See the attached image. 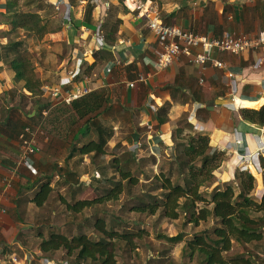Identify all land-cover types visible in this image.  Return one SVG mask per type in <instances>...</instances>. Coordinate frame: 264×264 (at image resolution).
I'll return each instance as SVG.
<instances>
[{"label": "crops", "instance_id": "obj_1", "mask_svg": "<svg viewBox=\"0 0 264 264\" xmlns=\"http://www.w3.org/2000/svg\"><path fill=\"white\" fill-rule=\"evenodd\" d=\"M66 1H52L57 7L62 8L61 3L64 4V18L75 44L69 69L65 59L58 66V86L68 84L71 72L76 75L85 67L87 72L80 85H88L90 92L98 95V102L104 96L107 104L118 105L127 113L121 122L131 128V134L127 137L131 144L137 146L145 141L149 144L150 152L157 156L160 153L158 146L162 143L165 146L162 150L172 156L174 141L171 136L173 130L182 127L179 119L184 116L185 122L192 124V129L183 127V135L185 132L206 135L212 149L225 152V160L217 169L219 181L222 177L227 181L233 177L235 169L245 168L261 182L264 153L257 154L256 150L264 147V126L245 120L240 113V104H258L257 107L247 108H259L264 103V47L246 49L240 53L211 50V58L221 61L232 76H228L224 68L214 66L212 61H207L204 67L194 63L191 60L194 53L202 51L199 45L190 46V54L182 52L166 67L157 68L154 65L159 49L157 40L146 27L145 16L141 15L138 8H130L127 5L130 0H127L125 12H116V17L121 21L113 35L115 41L105 45L103 52L92 55L91 44L95 31L89 27L86 31L81 29L85 27L81 23L83 1H79L76 6ZM94 1L92 26L95 28L96 19L105 14L104 1H108L110 7L118 2ZM1 2L0 8H3L1 5L4 6V3ZM146 2L153 11L159 13L160 16H157L163 23L177 25L199 35L221 36L230 33L258 36L264 31V0ZM80 46L84 47L83 51ZM105 51H108L106 55ZM13 77L14 72L0 60V228L6 233L16 228L11 223L12 213L17 212L23 203L21 201L36 206L29 201L30 195L36 188V181L46 177V169L53 166L51 162L55 160L61 164L60 155L53 154L58 136L52 133L43 136L42 128V134L38 136L40 151L20 163V132L26 125L42 127L50 120L58 122L62 119L61 107L71 106L61 101V97H51L46 86L43 92L38 90L41 87L36 88V94L21 86L15 88L19 83ZM130 83L133 86H129ZM72 84L76 83L72 81ZM13 89H16L17 95L12 92ZM62 89H72V85ZM10 94L15 100H11ZM20 94L27 100L21 103ZM35 114L36 118L31 120ZM159 118L164 121L159 123ZM245 161L248 163L245 164ZM33 174H39L38 178L33 177ZM42 175L45 176L39 178ZM55 177L59 178V175L55 174ZM26 186L29 189H23ZM87 188L91 190L90 186ZM27 194L29 196H24ZM92 195L91 190L89 195L79 199L92 198ZM12 243L25 252V257L30 255L18 240ZM16 261L20 263L24 260L21 258L18 261L16 258Z\"/></svg>", "mask_w": 264, "mask_h": 264}, {"label": "rangeland", "instance_id": "obj_2", "mask_svg": "<svg viewBox=\"0 0 264 264\" xmlns=\"http://www.w3.org/2000/svg\"><path fill=\"white\" fill-rule=\"evenodd\" d=\"M0 1L4 3L6 0ZM14 1L17 10L38 13L41 23H45L52 32L39 35L23 29L10 30V27L4 23L8 16L1 13L5 5H1L3 8H0V47L8 40H20L22 50L27 52L31 59L35 76L41 81V88L38 90L43 92L44 86H46V90L58 86V66L65 59L69 69L72 64L75 45L71 38V29H68V23L64 18V4L61 3V8L55 6L52 3L53 0ZM69 1L74 6L79 1H83V9H85L86 0ZM125 1L123 0L120 5L108 10L105 24H108L109 21H115L117 10H121L123 7L128 8ZM140 1L145 2V0ZM151 1L156 3L159 0ZM175 1L178 0H170V2ZM134 9L136 10L135 7ZM157 14L159 15V13ZM105 30H108V26ZM83 49L84 47L80 46V50L83 51ZM88 60L91 58L88 57ZM20 86L21 83L15 88ZM63 87L68 88L70 85L66 84ZM12 92L17 95L16 89H13ZM11 94L10 97L13 101L15 97L13 98ZM19 98H21V103L27 100L21 94ZM91 98L92 101L95 100L94 97ZM95 102H93L94 105ZM107 102L103 96L101 105L94 109L92 107L84 116H80V113L71 106L65 105V107H61V120L58 122L50 120L47 125H42L43 136L51 133L53 136H58L57 139L53 137L57 146L53 154L60 155L61 164L54 160L51 162L53 166L51 168L48 166L46 169L47 174L45 175L51 174V177H54L52 180L53 189L47 201L39 207L21 201L23 203L18 207L17 212L12 213L11 223L16 225V228H13L10 233H6L0 228V264H96L88 260L77 263L74 254L67 256L65 249L62 248L53 252H42L39 249V243L42 239L47 238L51 231H59L67 234V236L85 233L91 239H99L102 235L94 227V221L97 218H103L107 228H113L118 232L146 231L141 237L133 238L132 243L113 239L116 264H204L199 254H194L192 258H189L187 253H184V245L193 233L204 229L210 230L215 225V221L211 217L195 226L192 223H187L183 214L178 219L172 220L162 217L159 213L150 215L131 209L140 202L163 197L165 190L159 188L161 181L157 178L158 174L164 172L163 174L170 176L172 182L180 183H182V175L177 163L172 160L174 152L171 156L170 153H165L162 150L165 147L164 144L160 143L158 146L160 153L154 151L156 154L158 153L157 156L150 152L149 144L145 141L137 145L139 149L137 150V146L127 140L131 134V128L121 122L127 117V113L118 105H109ZM87 121L89 124L88 135L80 136L75 141L73 139L74 134ZM179 121V125L184 126V116ZM191 131L194 132V130ZM99 133L107 141L103 154H77L70 158L67 157L72 145L86 142L89 139L98 140ZM188 135L192 134L185 132L183 135L182 133L175 139L172 147L174 148L175 143L186 142ZM59 149L60 151H58ZM127 157H133V160L127 163L125 162ZM127 165L138 180L136 184L121 179L118 169L119 167L125 168ZM55 174H58L59 178L55 177ZM38 176L39 174H33V177L38 178ZM263 177L261 175L260 182L255 176L257 183L252 194L256 198H260L264 193L263 191L259 195V190L264 186ZM225 179L222 177L219 181L217 176L213 180L222 184L226 181ZM119 180L122 181L123 191L117 199L93 204L80 212H74L67 207V201L71 202L75 198L85 197L90 194L91 190L93 191L92 196L105 194L107 190L113 187V182ZM210 183L206 182L200 187V190L206 194V191L211 189ZM88 186L91 187V190L87 188ZM254 216H263L264 219V212L254 213ZM262 231L264 232V228ZM177 233H181V241L172 242L168 240L167 236L171 237ZM13 240H18L22 244V248L30 252L32 258L30 262L25 260V252L18 245L13 244ZM238 255L250 257L254 262L264 264V238L245 245L234 241L232 248L224 253L227 259ZM15 257L18 261L21 258L24 261L17 263V261H13Z\"/></svg>", "mask_w": 264, "mask_h": 264}, {"label": "trees", "instance_id": "obj_3", "mask_svg": "<svg viewBox=\"0 0 264 264\" xmlns=\"http://www.w3.org/2000/svg\"><path fill=\"white\" fill-rule=\"evenodd\" d=\"M69 1V0H68ZM123 0H117L115 6L109 5L103 22L92 26V11L95 1L86 0L84 16L81 23L94 31H100L103 35L105 45L115 41L114 33L120 19L116 17L115 21H109L105 24V17L110 8L120 5ZM70 4L71 1H69ZM1 13L6 14L8 19L4 22L10 27V30L23 29L28 32L43 35L52 32L47 28L45 23H41L40 16L35 12H21L15 8L14 0H6ZM127 8H121L125 12ZM97 24V21H96ZM108 30H105L107 28ZM20 40H8L7 43L0 47V60L3 61L13 72L14 81L21 83V87L36 94V88L41 86V81L35 76L31 59L27 52L22 50ZM103 49L92 51L103 52ZM105 55L108 51L104 52ZM87 68L82 67L73 77V82L80 85ZM71 86V85H70ZM90 92L79 99L72 101L71 107L84 116L91 108H98L101 101H96L98 95ZM22 97H25L21 94ZM91 97H94V101ZM103 96H101V100ZM96 101V102H95ZM95 102V105L94 103ZM91 105V107H89ZM241 116L250 122L264 126V103L259 108H247L249 106L257 107L258 104H240ZM36 114L30 119L36 118ZM162 123L164 119H158ZM88 121L76 132L74 139L80 136L85 137L89 133ZM183 127L192 129V124L184 122V126L173 130L172 140L179 137ZM105 138L99 133L98 140L89 139L86 142L72 145L68 158L74 155L103 154L106 144ZM173 142V143H174ZM183 157H182V156ZM155 160V158L153 157ZM133 157H127L125 162L129 163ZM172 160L177 163L182 175L180 182H172L170 176L161 172L157 175L160 179L159 188L165 190L162 198H154L152 201L140 202L131 209L141 213L155 215L159 213L162 217L168 219H178L182 214L185 216L187 223L198 225L201 221L212 218L215 225L210 229H204L192 234V237L185 241L184 253L189 258L194 254H199L204 264H259L250 257L244 255L225 258L224 253L232 248L233 242L245 245L254 241H260L264 238V219L263 216H254V213L264 212V187L259 190L260 198L253 196L252 192L256 187V178L248 169L237 168L233 177L222 184L214 182L217 178V169L225 160V152L218 149H212L209 146V138L206 135L194 134L188 135L184 143H175ZM121 179L128 180L131 184L137 183V178L133 176L129 165L119 167ZM264 176V175H263ZM51 175L36 181V188L30 195L29 201L36 206H42L48 199L53 187L51 186ZM214 179V180H213ZM213 180V181H212ZM206 182L210 183V190L206 194L200 190ZM214 182V183H213ZM264 183V177H263ZM113 187L107 190L105 194L94 195L92 198H75L71 202H66L67 207L74 211L80 212L86 207L103 201L117 199L123 191L122 181L113 182ZM23 189H29V186ZM74 197V196H73ZM94 227L102 235L99 239H91L85 233L79 235L67 236L59 231H51L47 238L39 243V249L42 252H53L58 249H65L66 255L74 254L77 263L81 261H92L96 264H116L113 239H120L127 243H132L135 237H141L146 231L137 232H118L113 228H107L103 218H97L94 221ZM172 242L182 240L181 233L168 237Z\"/></svg>", "mask_w": 264, "mask_h": 264}, {"label": "built area", "instance_id": "obj_4", "mask_svg": "<svg viewBox=\"0 0 264 264\" xmlns=\"http://www.w3.org/2000/svg\"><path fill=\"white\" fill-rule=\"evenodd\" d=\"M64 3V0H61ZM67 3V1L65 0ZM135 8L139 9L142 16H145L146 27L155 36L158 43V51L154 58V65L157 68H163L169 65L174 59L178 57L180 53L190 54V46H201L202 51L194 53L192 61L200 66L204 67L207 61H212L214 66L224 68L228 76H232V73L224 67L223 63L219 60L211 58V50L216 49L218 51H229L232 53H240L246 49H252L256 47H264V31L258 36L250 35H233L230 33H224L221 36H205L199 35L191 30L183 29L177 25H168L163 23L157 13L152 10L150 5L146 6L145 2L140 0H132ZM105 14L103 13L101 18L96 19L97 26H99L106 15V11L109 8V2L103 3ZM134 9V8H133ZM82 31H86L88 27H82ZM91 50H98L105 47L103 35L100 31H95L94 39L91 44ZM264 61V58H263ZM75 74L71 72V78L68 84L72 85V89H62L63 87L57 86L48 89L49 95L53 98L61 97V101L70 104L72 101L78 99L81 96L86 95L91 91L88 85L72 84V80ZM129 86H133L130 83ZM42 134L41 126L26 125L23 127L19 134V162H25L33 155L40 151V144L38 136ZM264 153V147H260L256 150V153ZM248 161H245L247 164ZM245 169V168H244ZM31 255V254H30ZM26 256L25 260L30 262L31 256ZM16 262V259L13 258Z\"/></svg>", "mask_w": 264, "mask_h": 264}, {"label": "bare ground", "instance_id": "obj_5", "mask_svg": "<svg viewBox=\"0 0 264 264\" xmlns=\"http://www.w3.org/2000/svg\"><path fill=\"white\" fill-rule=\"evenodd\" d=\"M126 4H127V0H126ZM130 8H134L135 7V5H134V3L132 2V0H130L129 2H128V4H127Z\"/></svg>", "mask_w": 264, "mask_h": 264}]
</instances>
